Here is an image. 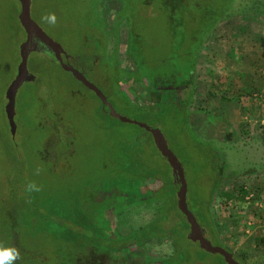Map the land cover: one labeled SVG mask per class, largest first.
Here are the masks:
<instances>
[{
  "label": "rangeland",
  "instance_id": "obj_1",
  "mask_svg": "<svg viewBox=\"0 0 264 264\" xmlns=\"http://www.w3.org/2000/svg\"><path fill=\"white\" fill-rule=\"evenodd\" d=\"M31 2L69 66L118 114L163 133L212 245L264 264V0ZM20 11L0 0V244L19 248L15 264H226L189 240L179 208L160 228L172 203L154 196L157 178L172 169L153 137L102 112L52 54L29 57L36 79L18 93L13 136L5 108L26 40ZM29 182L42 190L27 192ZM168 190L177 198L172 178Z\"/></svg>",
  "mask_w": 264,
  "mask_h": 264
},
{
  "label": "water",
  "instance_id": "obj_2",
  "mask_svg": "<svg viewBox=\"0 0 264 264\" xmlns=\"http://www.w3.org/2000/svg\"><path fill=\"white\" fill-rule=\"evenodd\" d=\"M21 6L19 14V23L26 34V40L20 47V64L18 73L12 84L7 90L6 100L7 105L5 108L6 117L13 136L17 131L16 118V100L20 89L26 83L35 82V77L30 75L28 70L29 57L33 52L53 54L55 59L59 62L63 70L69 72L73 77L79 81L85 88L94 93L100 101L106 105L110 110V115L119 120L123 124L136 125L139 128L150 133L153 137L154 143L158 151L166 158L168 164L172 169L173 177L176 184L179 186L177 193V204L180 212L186 218L190 226L189 240L198 243L200 248L206 253L212 255H220L224 258L226 264H240L234 255L221 247H214L212 243L205 237V231L197 221L195 215L190 211L188 205V184L184 167L176 155L169 149L168 142L159 129L150 128L148 125L140 123L136 120L126 118L118 114L114 108L109 104L105 95L85 76L73 67L66 65L63 61L62 55H65L63 48L55 43L48 35L39 27V25L32 19L31 16V0H18Z\"/></svg>",
  "mask_w": 264,
  "mask_h": 264
},
{
  "label": "trees",
  "instance_id": "obj_3",
  "mask_svg": "<svg viewBox=\"0 0 264 264\" xmlns=\"http://www.w3.org/2000/svg\"><path fill=\"white\" fill-rule=\"evenodd\" d=\"M94 97L101 103V107H102V112H104V113H107L108 115H110L109 113H110V110H109V108L108 109H106V107L107 106H105L101 101H100V99L94 94ZM115 109V108H114ZM148 116V115H147ZM135 117V118H134ZM132 119L133 120H137V118H136V116H134ZM149 120H150V118H149ZM119 121V120H118ZM120 122V121H119ZM121 123V122H120ZM140 123H141V121H140ZM9 124V123H8ZM144 124V123H143ZM182 137H187V135L185 134H183V136ZM140 146V145H139ZM140 147H142V146H140ZM137 148V147H136ZM143 149V148H142ZM134 150V149H133ZM132 150V151H133ZM137 150H140V151H138L139 153H137V154H134V153H132L134 156L133 157H135V158H132V160L130 161V163H131V165H133V167H134V165L135 164H137L138 162H139V158H141V157H143V154H144V152L145 151H141V148H138ZM139 155L141 156V157H139ZM138 158V159H137ZM125 164H123L124 166L126 165V164H128L129 163V161H126V162H124ZM129 165V164H128ZM184 167V166H183ZM172 173V172H171ZM152 177H154V178H156L155 176H152ZM171 178H172V181H174V183L176 184V182H175V178L173 177V174H171L170 176H168V179L166 178V179H161V178H157V179H160V180H162L163 182H164V186H163V189L161 190V191H159V192H157L156 194H154V196L156 197V199L159 201V200H162V201H165V205L167 206V205H170V203H172L170 206H172L171 208H169L170 210H168V212H167V215L163 218L164 219V221H162V220H160L159 219V223H158V225H161L160 226V228L161 229H163V230H165V228H164V226H163V223L164 222H166V220L167 219H169L170 217H171V215H172V213H178L177 212V210H178V204H177V198H176V196H175V193L174 192H171V194H170V192H169V190H168V192H167V195H163L162 194V192L164 191V190H166V188L168 189L169 187H170V185H171ZM150 179H152L151 177H148L146 180L144 179H142L140 182H142V181H147V180H150ZM176 186H177V188L179 189V186L176 184ZM201 194H199V196H200ZM202 196V195H201ZM197 199V198H196ZM171 200H172V202H171ZM200 202H202V201H200L199 199H197L196 201H194V207H195V210H196V212L198 213V211H199V215L197 214V216L198 217H200L201 219V221L202 222H210V217H209V214H208V205H205V203H204V205L203 204H201ZM202 208H204V212H202V213H200L201 212V210H202ZM190 209V208H189ZM191 211V210H190ZM192 212V211H191ZM193 213V212H192ZM194 214V213H193ZM195 215V214H194ZM166 219V220H165ZM187 228H189V226L187 225ZM159 229V228H158ZM165 231H167V230H165ZM188 231V230H187ZM152 237V234H149L147 237H144V240H147V239H149V238H151ZM176 243V242H175Z\"/></svg>",
  "mask_w": 264,
  "mask_h": 264
},
{
  "label": "clouds",
  "instance_id": "obj_4",
  "mask_svg": "<svg viewBox=\"0 0 264 264\" xmlns=\"http://www.w3.org/2000/svg\"><path fill=\"white\" fill-rule=\"evenodd\" d=\"M42 19L49 23L55 24L57 17L55 13H48L42 17ZM39 169H37V175L39 174ZM41 186H38L35 182H29L26 191L29 193L41 191ZM21 259V253L16 246H5L0 244V264H15L17 260Z\"/></svg>",
  "mask_w": 264,
  "mask_h": 264
},
{
  "label": "flooded vegetation",
  "instance_id": "obj_5",
  "mask_svg": "<svg viewBox=\"0 0 264 264\" xmlns=\"http://www.w3.org/2000/svg\"><path fill=\"white\" fill-rule=\"evenodd\" d=\"M53 55V54H52ZM55 58V57H54ZM62 58H63V61H64V63L66 64V65H68V62H67V60L68 59H66L67 58V55L65 54V55H62ZM69 66V65H68ZM71 67V66H70ZM99 89V88H98ZM100 90V89H99ZM94 94V93H93ZM106 97V96H105ZM109 102V101H108ZM109 104H110V102H109ZM111 105V104H110ZM106 106V105H105ZM112 107H113V105H111ZM114 108V107H113ZM106 109H108V107H106ZM115 110V109H114ZM116 111V110H115ZM110 114V113H109ZM198 221V220H197ZM199 222V221H198ZM200 224V223H199ZM201 228L203 229V227L201 226ZM204 230V229H203ZM205 231V237L207 238V235H208V233H207V231L206 230H204ZM190 233V232H189ZM209 236H210V234H209ZM208 239V238H207Z\"/></svg>",
  "mask_w": 264,
  "mask_h": 264
}]
</instances>
